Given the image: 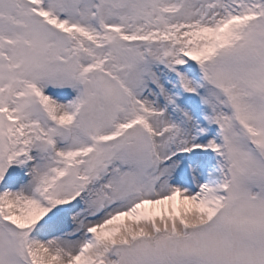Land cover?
Listing matches in <instances>:
<instances>
[{"label":"snow or ice","instance_id":"1","mask_svg":"<svg viewBox=\"0 0 264 264\" xmlns=\"http://www.w3.org/2000/svg\"><path fill=\"white\" fill-rule=\"evenodd\" d=\"M0 264H264V0H0Z\"/></svg>","mask_w":264,"mask_h":264}]
</instances>
